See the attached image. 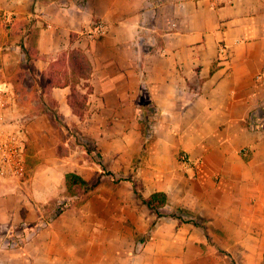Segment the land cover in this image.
Instances as JSON below:
<instances>
[{"label":"crops","instance_id":"obj_1","mask_svg":"<svg viewBox=\"0 0 264 264\" xmlns=\"http://www.w3.org/2000/svg\"><path fill=\"white\" fill-rule=\"evenodd\" d=\"M0 14V130L24 159L0 177V264H263L264 0H0ZM93 22L106 32L88 37ZM75 48L91 68L82 118L70 85L41 87ZM67 173L98 180L81 204ZM129 176L166 194L161 216Z\"/></svg>","mask_w":264,"mask_h":264},{"label":"trees","instance_id":"obj_2","mask_svg":"<svg viewBox=\"0 0 264 264\" xmlns=\"http://www.w3.org/2000/svg\"><path fill=\"white\" fill-rule=\"evenodd\" d=\"M49 67V77H47L45 84L44 82H41V87L70 85L71 93L68 102L73 112L82 118L85 111L86 94H78L76 92V84H78L81 79H87L91 71L89 62L84 53L80 49H71L60 55L58 60L51 62ZM147 111L150 112V109H144L143 107L140 109L141 131L143 135L149 131L148 122L150 121V114ZM98 163L101 165L100 161H98ZM103 173L111 174L106 170H104ZM125 180L131 183L134 193L141 199L143 204L154 212L156 216L162 215L159 209L167 203V196L164 192H153L145 197L141 192L142 184L139 181L133 179L131 176L125 178ZM97 182L98 180L89 184L79 175L75 173H67L65 175L66 193L68 196L77 198L74 201L75 204H81L88 198ZM177 210L178 213L174 214L175 217L194 225L201 226L206 233L207 228L205 224H203V219H200L199 221L195 220L191 213L185 208L178 207ZM59 213L61 212H56L55 215H58ZM184 215L188 218H184Z\"/></svg>","mask_w":264,"mask_h":264},{"label":"built area","instance_id":"obj_3","mask_svg":"<svg viewBox=\"0 0 264 264\" xmlns=\"http://www.w3.org/2000/svg\"><path fill=\"white\" fill-rule=\"evenodd\" d=\"M107 30V26L103 22H93V26L86 32L90 38L103 35ZM7 90L0 87V120L3 117V107L7 103ZM148 128H152L149 123ZM180 159L186 162L187 156L179 154ZM23 144L20 139L9 132L0 130V177L20 178L24 174ZM63 210L64 206H60ZM52 217L42 219L40 226H45L51 221ZM17 238H11L7 245L14 247L17 244Z\"/></svg>","mask_w":264,"mask_h":264},{"label":"rangeland","instance_id":"obj_4","mask_svg":"<svg viewBox=\"0 0 264 264\" xmlns=\"http://www.w3.org/2000/svg\"><path fill=\"white\" fill-rule=\"evenodd\" d=\"M0 21H1V23L3 24V14H0ZM90 144V143H89ZM93 144H90V146L91 147H93L92 146ZM56 205H54V211L52 212V213H50V215L51 216H49V217H53L55 214H56V212H62L66 207H67V202H66V200H64V199H60L59 201H57V203H55ZM60 206H64V209L63 210H61L60 209Z\"/></svg>","mask_w":264,"mask_h":264}]
</instances>
